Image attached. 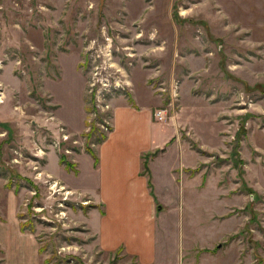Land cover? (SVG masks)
<instances>
[{"label": "rangeland", "instance_id": "1", "mask_svg": "<svg viewBox=\"0 0 264 264\" xmlns=\"http://www.w3.org/2000/svg\"><path fill=\"white\" fill-rule=\"evenodd\" d=\"M132 94L198 158L153 163L154 264H264V0H0V264L18 238L42 264H140L96 245L88 170Z\"/></svg>", "mask_w": 264, "mask_h": 264}, {"label": "crops", "instance_id": "2", "mask_svg": "<svg viewBox=\"0 0 264 264\" xmlns=\"http://www.w3.org/2000/svg\"><path fill=\"white\" fill-rule=\"evenodd\" d=\"M148 99L142 105L139 103L141 98L137 99L132 94L128 100L112 105L105 137L96 143L92 156L88 154V170L96 175L95 195L90 193L95 203V210L92 211L95 243L102 252L120 250L140 264H154L164 254L163 250L160 253L156 251L157 244H160L157 230L162 227L165 202L154 194L153 163L167 156L172 149L178 155V169L186 170L190 159L198 161L195 153L188 148L166 146L172 137L171 131L168 126L154 122L152 109L158 100ZM174 166L171 164L165 169L172 182L173 179L176 182V175L172 172ZM75 170L77 178L79 171ZM181 173L177 172V183L180 177L181 181L193 180L188 176L182 177ZM216 201L223 200L220 197V201ZM180 205L178 198L176 207ZM14 240L19 245L23 244L19 238ZM18 244L15 245L17 257L8 260L7 264L43 263L34 245L28 246L30 253L25 256L19 254ZM169 253L173 254L172 250Z\"/></svg>", "mask_w": 264, "mask_h": 264}, {"label": "built area", "instance_id": "3", "mask_svg": "<svg viewBox=\"0 0 264 264\" xmlns=\"http://www.w3.org/2000/svg\"><path fill=\"white\" fill-rule=\"evenodd\" d=\"M93 84H91L92 86ZM152 118L155 122L161 123L165 121V109H157L153 112Z\"/></svg>", "mask_w": 264, "mask_h": 264}, {"label": "trees", "instance_id": "4", "mask_svg": "<svg viewBox=\"0 0 264 264\" xmlns=\"http://www.w3.org/2000/svg\"><path fill=\"white\" fill-rule=\"evenodd\" d=\"M87 112H89V109L87 110ZM104 137H105V135L101 136V138L98 140L97 143H100L104 139ZM60 163H64V167L65 168H69L70 167V165L68 163H65L62 159L60 160ZM21 229H22V227H21Z\"/></svg>", "mask_w": 264, "mask_h": 264}]
</instances>
